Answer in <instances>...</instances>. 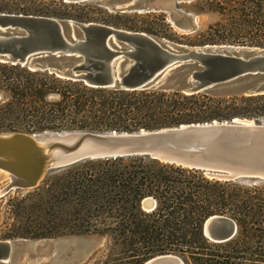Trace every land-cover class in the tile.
Listing matches in <instances>:
<instances>
[{
    "label": "trees",
    "instance_id": "obj_1",
    "mask_svg": "<svg viewBox=\"0 0 264 264\" xmlns=\"http://www.w3.org/2000/svg\"><path fill=\"white\" fill-rule=\"evenodd\" d=\"M54 1L59 7L48 9L41 0H0V12L93 21L156 38L166 36L154 27L119 22L117 13L98 8L82 13L60 9L87 7L84 2ZM262 2L198 0L195 5L200 10L215 12L219 20L193 37L178 35L172 41L264 47ZM158 16L164 21L163 13ZM163 26L169 28L165 22ZM0 95V128L8 131L120 132L264 117V94L99 86L1 61ZM247 180L218 179L198 168L142 155L82 159L49 170L32 189L38 197L31 206L32 217L20 214L21 219L2 237H104L106 253L99 264H140L161 253L176 254L184 264H264V182ZM144 197L154 200L152 209L141 207ZM26 207L19 205L24 211ZM214 214L235 223L232 237L217 242L203 234L204 220Z\"/></svg>",
    "mask_w": 264,
    "mask_h": 264
},
{
    "label": "water",
    "instance_id": "obj_2",
    "mask_svg": "<svg viewBox=\"0 0 264 264\" xmlns=\"http://www.w3.org/2000/svg\"><path fill=\"white\" fill-rule=\"evenodd\" d=\"M94 1L119 12L163 10L181 30L191 32L196 27L190 13L173 8L177 2L191 0ZM262 8L264 11V0ZM0 61L99 86L173 87L186 94H264V47L176 44L93 21L0 12ZM128 155L198 168L223 180L264 182V121L234 117L136 131L0 132V173L10 179L0 194L11 188H35L49 170L78 160ZM140 203L146 210L155 204L151 197ZM202 230L208 239L218 242L232 237L236 225L230 218L214 214L204 220ZM98 239L82 235L0 239V263H73L85 259ZM140 264L184 262L176 254L161 253Z\"/></svg>",
    "mask_w": 264,
    "mask_h": 264
},
{
    "label": "rangeland",
    "instance_id": "obj_3",
    "mask_svg": "<svg viewBox=\"0 0 264 264\" xmlns=\"http://www.w3.org/2000/svg\"><path fill=\"white\" fill-rule=\"evenodd\" d=\"M42 5L47 7L48 9L59 7L54 0H41ZM63 1V0H62ZM198 0H191V1H181L177 2L173 5V8L176 10H180L182 12H188L196 21V27L194 31L188 32L181 30L172 19L168 16V13L163 10H154V11H113L106 6L99 4L94 0H86L83 1L87 4V7L81 8V6L77 5H69L67 7H60V9L71 11L72 13H82L87 11H97L94 8H98L102 11H105L110 14L117 13L119 15L116 18L117 21L127 24H141L146 25L147 27H154L156 29L162 30L166 33V36L158 37L159 39H164L170 43H174L172 39H176L178 35H184L186 37H193L198 32L204 31L208 25L213 24L217 20H219L218 14L215 12H210L206 10H200L195 4ZM40 2V1H38ZM66 2V1H64ZM67 3H74V2H67ZM79 3V2H75ZM94 7V8H93ZM146 12H153L154 17L152 16H144L143 14ZM99 13V12H98ZM163 13L165 18L164 21L160 19L158 14ZM95 15V14H94ZM103 15V14H102ZM163 22L168 24V29L166 26H163ZM1 98V95H0ZM234 118V117H233ZM238 118H248L251 117H238ZM221 121V120H219ZM256 121H264V117L256 119ZM3 125V122L0 121V126ZM14 131V130H9ZM8 130H4L0 128V132H9ZM63 131V130H61ZM25 132V131H23ZM52 132H60V131H50V130H43V131H36V132H27V133H43L49 135ZM208 176V175H207ZM248 182H256L255 179H248ZM10 182V179L3 173H0V190L5 187ZM33 189V188H32ZM32 189L28 190H20V189H9L7 192L0 194V239H7L3 238V234L6 231H10L12 227H14L19 219V215H23L26 217H32L33 215V208L31 206L38 200L36 194L32 192ZM24 198V199H22ZM19 205L27 206L25 211L24 209H20ZM22 211L24 213H22ZM65 236V235H64ZM98 237V236H95ZM11 239V238H10ZM104 237H99L98 243L95 244L93 250L90 254L83 260L75 261L73 263H66V264H99L100 261L103 260L104 255L106 253L102 251L104 245ZM43 264V263H38Z\"/></svg>",
    "mask_w": 264,
    "mask_h": 264
},
{
    "label": "bare ground",
    "instance_id": "obj_4",
    "mask_svg": "<svg viewBox=\"0 0 264 264\" xmlns=\"http://www.w3.org/2000/svg\"><path fill=\"white\" fill-rule=\"evenodd\" d=\"M4 175V174H3Z\"/></svg>",
    "mask_w": 264,
    "mask_h": 264
}]
</instances>
